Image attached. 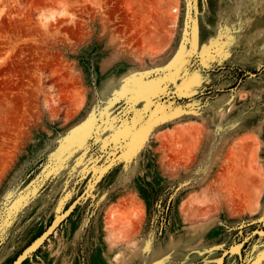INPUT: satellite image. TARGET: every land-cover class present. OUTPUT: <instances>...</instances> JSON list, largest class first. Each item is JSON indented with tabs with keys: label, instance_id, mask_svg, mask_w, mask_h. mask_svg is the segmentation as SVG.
I'll use <instances>...</instances> for the list:
<instances>
[{
	"label": "rangeland",
	"instance_id": "obj_1",
	"mask_svg": "<svg viewBox=\"0 0 264 264\" xmlns=\"http://www.w3.org/2000/svg\"><path fill=\"white\" fill-rule=\"evenodd\" d=\"M262 125L264 0H0V264H264Z\"/></svg>",
	"mask_w": 264,
	"mask_h": 264
},
{
	"label": "bare ground",
	"instance_id": "obj_2",
	"mask_svg": "<svg viewBox=\"0 0 264 264\" xmlns=\"http://www.w3.org/2000/svg\"><path fill=\"white\" fill-rule=\"evenodd\" d=\"M221 116H224V114H221ZM261 132H264V125L261 126ZM263 134H264V133H263ZM213 148L219 150V149H220V145H219V143H216V145L213 146ZM221 148H225V144H224V145L222 144V145H221ZM111 253H112V251H111ZM24 255H25V254H24ZM24 255H23V256H24ZM21 257H22V256H21ZM21 257H20V258H21ZM112 257L115 258V260H120V259H121L120 252H116V251H115V252L112 254ZM20 258H19V259H20ZM113 262H115V264H116L117 261H113ZM110 264H111V263H110Z\"/></svg>",
	"mask_w": 264,
	"mask_h": 264
},
{
	"label": "water",
	"instance_id": "obj_3",
	"mask_svg": "<svg viewBox=\"0 0 264 264\" xmlns=\"http://www.w3.org/2000/svg\"><path fill=\"white\" fill-rule=\"evenodd\" d=\"M190 15H191V11H190Z\"/></svg>",
	"mask_w": 264,
	"mask_h": 264
}]
</instances>
